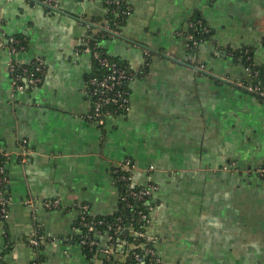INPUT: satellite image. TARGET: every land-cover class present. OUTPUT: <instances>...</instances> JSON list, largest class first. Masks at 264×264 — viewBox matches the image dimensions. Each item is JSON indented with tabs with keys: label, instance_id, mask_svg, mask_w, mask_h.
I'll use <instances>...</instances> for the list:
<instances>
[{
	"label": "crops",
	"instance_id": "0c3cea01",
	"mask_svg": "<svg viewBox=\"0 0 264 264\" xmlns=\"http://www.w3.org/2000/svg\"><path fill=\"white\" fill-rule=\"evenodd\" d=\"M128 3L121 34L102 45L147 71L130 84L128 114L101 128L89 119L85 39L93 20L107 22L104 0H0V157L11 195L0 262L105 264L74 239L80 207L115 213L113 168L129 158L133 184L156 187L146 234L158 264H264V99L213 77L244 86L250 74L233 55L244 50L264 66V0ZM196 16L212 36L192 50ZM18 35L28 46L12 55ZM35 60L42 85L15 92L10 63ZM51 199L58 209L42 205Z\"/></svg>",
	"mask_w": 264,
	"mask_h": 264
},
{
	"label": "trees",
	"instance_id": "16d2710c",
	"mask_svg": "<svg viewBox=\"0 0 264 264\" xmlns=\"http://www.w3.org/2000/svg\"><path fill=\"white\" fill-rule=\"evenodd\" d=\"M104 2L107 8V22L103 23L99 19H95L93 21L100 25V28L103 26H109L115 33H109L99 28L90 27L89 36L85 39V48L91 50L92 52L101 53V56L106 58L110 65L114 66L118 72H124L126 75L130 76V78L132 77V79L124 80L120 86H115L113 90L114 92L126 90L131 94L130 84L134 80L145 76L147 71L146 66L140 70L132 69L130 64L125 60H122L119 57L111 56L103 47L102 43L121 34L123 26L126 24L129 16L133 12V7L128 3V0H104ZM190 24L193 26L190 28V33L188 34V43L190 49L195 50L198 46L210 40L212 31L205 19L201 16L193 18ZM13 39L20 41L22 46H28L27 38L25 36L18 35L13 37ZM10 45L11 47L13 46L11 43ZM14 47L16 48L18 45L15 44ZM233 55L236 58H241V62L250 74L249 80L244 82L243 87H260L264 90V66L254 65L252 51L244 50L239 53H234ZM146 59V65H148V62L151 61V53L147 52ZM113 71L114 70L112 68H104L100 65L99 61L94 57V55H92V70L87 77V82L92 78L101 79L111 76L113 75ZM14 74L24 76L34 75L36 78L40 79V82L36 86L39 87L42 85L44 80L45 67L41 61L35 60L28 64L15 66L13 75ZM87 88L88 91L91 90L90 86H87ZM32 89L33 88H28L27 91ZM90 98L93 104L94 99H92V96ZM101 111L104 120V124L100 126L101 128L105 126L109 119L128 114L125 108L121 107L118 103L109 104L108 106L102 108ZM126 161L130 162V171H124L121 169V165H123ZM126 161L120 163L121 165H115L113 168V176L120 193L118 209L115 213L108 216H87L88 222L95 223V226L100 233L98 235L96 232L88 234L87 230L83 227V224L78 221V234L74 239L80 244L82 236L90 235L99 241L100 246L98 247L91 248L89 246H82L84 252L90 257H96L101 254L102 249L110 248L113 256L110 255L106 258L104 261L105 264H138L135 260V256L137 254L146 259V264H158L159 256L155 248V244L149 241L148 236H139L136 234V232L146 234V230L150 226V223L144 219V216L151 219V208L153 209L154 205L153 192L149 195H144L143 197H140L139 195H131V191L139 194L141 191H147L148 189L144 186L134 185L133 182L122 180L124 177L128 179L129 176H132L133 172L132 167L134 166V163L132 162V159L127 158ZM8 162V157H0V178H6L5 182L0 184V189L3 186L4 188H7L8 197H10L11 200L9 182L7 179L8 171L6 169ZM1 167L4 168L3 173H1ZM260 169H264V166L260 167ZM260 178L264 179V175L260 176ZM6 219L7 218L0 216V222H5ZM149 250H153L155 255H149L147 253ZM115 256H121L122 260L117 261Z\"/></svg>",
	"mask_w": 264,
	"mask_h": 264
},
{
	"label": "built area",
	"instance_id": "2783aa9c",
	"mask_svg": "<svg viewBox=\"0 0 264 264\" xmlns=\"http://www.w3.org/2000/svg\"><path fill=\"white\" fill-rule=\"evenodd\" d=\"M117 3V2H116ZM94 25L106 32L109 33H115L109 26H103L100 28V25L94 23ZM193 25L190 24V28ZM191 38V37H190ZM11 44L13 45L10 49V53L12 55H16L19 52H22L25 50V47L22 46L21 42L15 39H11ZM18 45V47H14V45ZM94 57L99 61L100 65H102L104 68H112L113 75L105 77V78H92L87 82V86L91 87V90L88 91L89 96H92V99H94V103L92 104V112L89 115V119L91 121H94L96 124L99 126L104 124L103 120V115H102V108L105 106H108L109 104L112 103H118L121 107L125 108L127 112L130 111V93L126 90H121L118 92H114L115 86H120L124 80L132 79L130 76L126 75L124 72H118L114 66L110 65L109 61L101 56V53L99 52H92L91 50L87 49ZM21 66V64L17 62H11L10 63V74L12 77L13 81V87L15 92H25L28 90V88H35L37 84L40 82L39 78H36L34 75H20V74H14L13 71L15 69V66ZM130 81V80H129ZM248 89L252 90L253 92L261 95L264 97V90L260 87H249ZM113 94V95H111ZM121 101V102H120ZM108 114V112H107ZM97 120V121H96ZM121 165V164H120ZM3 167H1V173H3ZM121 169L124 171H130V162L126 161L123 165H121ZM134 169V166L132 167ZM256 173L259 176L264 175V169H257ZM4 177L0 178V184L5 182ZM122 180H127L129 182H132V176H129V178H122ZM148 190L147 191H141L139 194L134 193L131 191V195L137 196L139 195L140 197H143L144 195H149L150 193H154L156 190V187L152 184L149 183L148 186L146 187ZM29 203H33L29 201ZM11 204L10 197H8V190L7 188H4V186L0 189V216L8 218L9 215V207ZM42 205L46 209H58L60 207V200L58 199H51L47 200L42 203ZM80 217L79 221L83 224V227L87 230L88 234L96 232V234H100L95 226V223L93 222H88L87 221V216H93L90 214L89 207L87 205H82L80 207ZM152 210V208H151ZM144 219L148 222L151 223V219H149L147 216H144ZM120 230V228H119ZM139 236H147V234L142 233V232H136ZM149 238V237H148ZM150 242L154 243V240L149 238ZM29 243L37 247L40 245V238L38 234H33L31 238L29 239ZM81 246H89L91 248L98 247L99 241H97L95 238L91 237L90 235L87 236H82ZM121 249V248H120ZM101 253L106 254L107 258L111 255V249H102ZM147 253L150 255H155V252L153 250L147 251ZM127 257V256H126ZM135 260L138 262V264H146V259L142 258L139 254L135 256ZM0 264H2L0 262Z\"/></svg>",
	"mask_w": 264,
	"mask_h": 264
},
{
	"label": "water",
	"instance_id": "95a60500",
	"mask_svg": "<svg viewBox=\"0 0 264 264\" xmlns=\"http://www.w3.org/2000/svg\"><path fill=\"white\" fill-rule=\"evenodd\" d=\"M91 25H92V24H91ZM194 69H196L197 71H202V70H200L199 68H196V67H195ZM211 76H213V75H211ZM213 77L216 78V79H218L219 81H222V82L227 83V84H229V85H231V86H234V87H236V88H238V89H241V90H243V91H245V92H247V93H250V94H253V95L259 96L260 98L264 99L263 96H261V95L255 93V92H253L252 90H250V89H248V88H246V87H243L242 85L234 84V83H232V82H230V81L224 80V79L219 78V77H216V76H213ZM101 257H102L103 259H106V258H107L106 254H102Z\"/></svg>",
	"mask_w": 264,
	"mask_h": 264
}]
</instances>
